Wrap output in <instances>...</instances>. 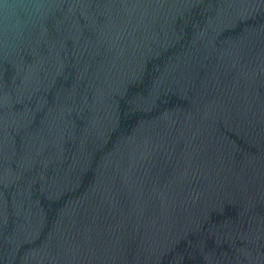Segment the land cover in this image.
<instances>
[{
  "label": "water",
  "instance_id": "water-1",
  "mask_svg": "<svg viewBox=\"0 0 264 264\" xmlns=\"http://www.w3.org/2000/svg\"><path fill=\"white\" fill-rule=\"evenodd\" d=\"M0 264H264V0H0Z\"/></svg>",
  "mask_w": 264,
  "mask_h": 264
}]
</instances>
